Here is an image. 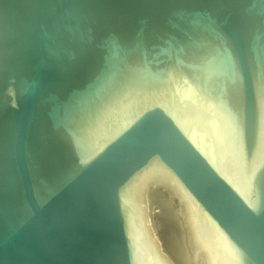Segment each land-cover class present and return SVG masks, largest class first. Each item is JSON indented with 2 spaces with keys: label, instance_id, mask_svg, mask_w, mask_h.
Masks as SVG:
<instances>
[{
  "label": "water",
  "instance_id": "water-1",
  "mask_svg": "<svg viewBox=\"0 0 264 264\" xmlns=\"http://www.w3.org/2000/svg\"><path fill=\"white\" fill-rule=\"evenodd\" d=\"M0 264H264V0H0Z\"/></svg>",
  "mask_w": 264,
  "mask_h": 264
}]
</instances>
